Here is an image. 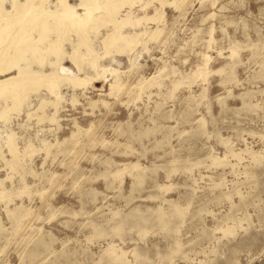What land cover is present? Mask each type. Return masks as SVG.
Here are the masks:
<instances>
[{"label":"rangeland","instance_id":"1","mask_svg":"<svg viewBox=\"0 0 264 264\" xmlns=\"http://www.w3.org/2000/svg\"><path fill=\"white\" fill-rule=\"evenodd\" d=\"M16 3L0 264H264V0Z\"/></svg>","mask_w":264,"mask_h":264},{"label":"bare ground","instance_id":"2","mask_svg":"<svg viewBox=\"0 0 264 264\" xmlns=\"http://www.w3.org/2000/svg\"><path fill=\"white\" fill-rule=\"evenodd\" d=\"M18 7H19V4L16 3L17 12L15 14H10V15L2 14V15H0L1 21H7L12 26V28L10 29V31L7 34V44H10L12 42V39H11L12 35L20 27V25H18V21L23 23L25 20L24 18L26 17V14H22ZM28 12L32 13L30 10H28ZM37 14H38V12H37ZM89 16H90V12L88 10H86L84 13V17L80 18L77 21L75 19H72L73 14L71 13L70 10H67V15L65 17H63V20L65 22V26H67L68 24L69 25L71 24L72 26L76 25V26H79V27L85 29L87 26V23L89 22ZM115 27L117 28L116 25H115ZM4 29H5V27L3 28V30ZM109 39H110V36L105 38V40H104L105 45H108ZM1 60L2 59L0 58V61ZM7 68H9V66H7L2 60V63H0V72L6 70ZM62 70H64V68H62ZM8 80H10V79H8ZM8 80H4V81L7 82ZM0 82H2V81H0ZM112 88H113V86H111V89ZM2 89H0V94H2V92L5 94L6 93H14L15 91L17 92V90H19V91L22 90V84L17 82L15 84V86H12V88L10 90H8L9 92L7 91L6 88H2Z\"/></svg>","mask_w":264,"mask_h":264}]
</instances>
